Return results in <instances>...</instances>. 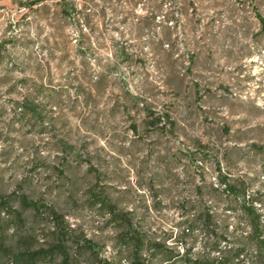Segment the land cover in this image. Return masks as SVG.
Listing matches in <instances>:
<instances>
[{
    "label": "rangeland",
    "instance_id": "1",
    "mask_svg": "<svg viewBox=\"0 0 264 264\" xmlns=\"http://www.w3.org/2000/svg\"><path fill=\"white\" fill-rule=\"evenodd\" d=\"M31 1L0 0V191L57 202L108 257L115 226L72 185L180 253L210 251L201 228L178 238L207 209L261 263L243 204L264 227V0Z\"/></svg>",
    "mask_w": 264,
    "mask_h": 264
},
{
    "label": "trees",
    "instance_id": "2",
    "mask_svg": "<svg viewBox=\"0 0 264 264\" xmlns=\"http://www.w3.org/2000/svg\"><path fill=\"white\" fill-rule=\"evenodd\" d=\"M41 0H33L32 6ZM62 10L70 13L74 7L67 0H61ZM167 21L172 19L167 16ZM264 31V17L257 13ZM22 109L37 108L27 100L22 102ZM162 117L149 121V126H159ZM221 182L227 193L234 197H245L243 188L231 184L224 177ZM82 200L89 208H98L106 221L115 226V254L108 257L103 254L98 242L87 236L77 225L67 218L57 202L44 198L32 197L23 191L5 194L0 191V264H253L242 257L245 248L231 245L224 231L219 226L210 210L201 212L194 218H186L178 224L181 228L179 237H191L195 240L196 232L201 228L207 239L209 252L192 254V248L180 253L167 244L166 239L147 238L134 222L132 213L119 209L109 196L106 186L99 188L87 184L85 188L72 185L68 203ZM243 209L251 219V240L260 251L259 259L264 264V227L260 215L253 205L243 204ZM225 243L226 246H221ZM217 252V256H212Z\"/></svg>",
    "mask_w": 264,
    "mask_h": 264
},
{
    "label": "built area",
    "instance_id": "3",
    "mask_svg": "<svg viewBox=\"0 0 264 264\" xmlns=\"http://www.w3.org/2000/svg\"><path fill=\"white\" fill-rule=\"evenodd\" d=\"M243 257V256H242Z\"/></svg>",
    "mask_w": 264,
    "mask_h": 264
}]
</instances>
